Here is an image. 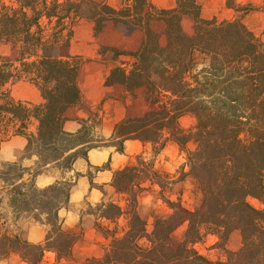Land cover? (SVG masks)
Listing matches in <instances>:
<instances>
[{
	"label": "trees",
	"instance_id": "obj_1",
	"mask_svg": "<svg viewBox=\"0 0 264 264\" xmlns=\"http://www.w3.org/2000/svg\"><path fill=\"white\" fill-rule=\"evenodd\" d=\"M183 18L192 21V34L182 29ZM80 21L92 23L94 35L110 23L144 34L135 52L100 46L95 58L118 62L106 84L121 83L132 96L141 90L150 105L117 123L108 140L97 135L95 119L83 121L76 133L63 129L65 111L81 103L77 79L89 61L63 52ZM153 21L165 23L162 33L150 28ZM17 80L34 85L43 103L14 98L8 86ZM185 116L194 119L187 129L180 125ZM15 136L26 139L22 158L36 161L33 168L19 160L0 162V260L16 255L40 264L46 252L57 262L69 259L82 234L64 229L58 211L68 206L72 182L39 189L34 178L49 166L70 171L92 148L112 146L121 153L125 141L137 140L144 150L112 176L118 199L104 194L92 213L109 243L101 257L83 264H264V208L249 203L264 205V30L257 38L240 20L204 19L197 0H176L168 10L150 0H122L120 7L109 0H0V148ZM168 144L185 154L174 174L154 166ZM187 178L196 197L192 210L181 196L164 198ZM155 186L171 213L156 217L149 232L138 199ZM29 216L49 227L42 242L21 237L18 223ZM182 222V240L169 251L167 240ZM235 231L240 245L229 250ZM208 236L217 238L213 247L222 256L216 260L193 248Z\"/></svg>",
	"mask_w": 264,
	"mask_h": 264
},
{
	"label": "crops",
	"instance_id": "obj_2",
	"mask_svg": "<svg viewBox=\"0 0 264 264\" xmlns=\"http://www.w3.org/2000/svg\"><path fill=\"white\" fill-rule=\"evenodd\" d=\"M197 1L199 3V0ZM150 2L157 8L165 10L176 7V0H150ZM199 5L201 17L209 19L203 15L201 4L199 3ZM87 23L89 25L88 33L84 38L86 45L81 48L74 47L71 52L66 53L88 58L89 61L81 66L77 79L81 103L65 111L66 120L63 129L68 133H76L81 129L83 121L91 123L95 119L100 121L99 125L95 127L97 135L104 140H108L117 123L125 118L141 116L150 109V105L144 99L141 90H137L135 95L132 96L121 83L106 84V79L118 62L116 64L101 62L95 58L98 57L100 46L135 52L141 47L144 34L137 28L118 29L110 23L100 33L94 35L93 24ZM187 25L188 28H186ZM192 25L193 23L189 18H183L181 21L182 29L187 34H192ZM150 28L156 33H162L165 29V23L163 21H153ZM25 146L26 139L15 136L2 142L0 154L6 156L4 158L9 162L21 159L25 160L27 165H32L35 163L36 158L34 161L27 158L22 159ZM141 147L139 141L127 140L124 142V150L121 153L112 146L92 148L87 151L85 158H77L73 162L70 171L55 170L54 167L49 166L44 173L34 178V183L36 187L42 189L60 180L66 179L72 182L68 195V206L64 207L67 209L61 214V208L58 211V216L62 215L64 217L62 226L65 223H68L70 227L74 226L77 222H80L77 206L84 200L97 203L103 196L100 190H113L111 186L113 173L131 163ZM69 219L70 221H68ZM41 227L43 226L41 225ZM30 228L36 232L40 231L42 235L44 233L40 226L34 228L30 224ZM36 243H39L38 240Z\"/></svg>",
	"mask_w": 264,
	"mask_h": 264
},
{
	"label": "rangeland",
	"instance_id": "obj_3",
	"mask_svg": "<svg viewBox=\"0 0 264 264\" xmlns=\"http://www.w3.org/2000/svg\"><path fill=\"white\" fill-rule=\"evenodd\" d=\"M110 2L116 7H120L122 5V0H110ZM199 3L201 4L202 13L205 17L215 20L218 23L223 21L240 20L244 26L257 38H262V33L264 30V0H199ZM88 26V23L85 21H80L75 24L73 36L70 45L68 46L70 48L64 49V54L71 52L74 47L81 48L86 45L84 43V38L88 33ZM186 28H188V25ZM8 88L10 94L16 99L29 101L35 104L43 103V99L38 89L26 81H14L8 86ZM193 124L194 119L191 116H185L180 119V125L184 129L191 127ZM189 148H191V146H189ZM143 150V147H141L136 155L141 153ZM145 155L148 159L152 157L149 147L146 148ZM4 157L6 156L1 153L0 162H9ZM35 158V156H31L27 159L34 161ZM184 160V152H180L176 145L168 144L155 157L154 166L156 169H159L162 172L174 174L176 169L181 164H183ZM19 161L20 164L25 168H33L35 165V163L32 165H27L25 160L20 159ZM132 162H134V159ZM54 169L60 170L57 167H54ZM25 178L29 179L30 175L26 174ZM158 191L159 190L156 186L152 187L150 190L144 192L138 199V211L140 216L146 221L147 230L149 232L152 230L153 222L156 217H166L171 213L166 203L163 202V200L158 195ZM100 192L103 193L102 198L105 194V199H111L114 201L118 199V197L113 193L112 189H102ZM179 196H181L183 207H185L187 210H192L196 204V197L193 193V186L189 178H187L183 183L176 184L170 192H166L164 194V198H168L171 201H176ZM249 203L255 208H264V205L260 204L255 199H249ZM95 205L96 203L84 200L76 208L78 210V219H80V222H77L71 227L68 226V223L63 224L64 229H71L76 232H81L82 234L81 238L72 247L71 257L67 260H60L57 262L55 260L54 253L46 252L40 264H83L86 258L101 257L104 254V250L108 245L109 240L105 239L95 227L96 221L94 215L92 214L94 213ZM66 209L67 208H62L61 214H63ZM58 217L63 223L64 217L62 215ZM68 221H70V219ZM30 224H32L34 228L40 226V228H42L44 231L43 235L40 231L36 232L35 230H32L30 228ZM41 225L43 227H41ZM102 225L105 226L107 223L102 222ZM18 228L21 237L31 243H36L37 240L38 242H42L46 236L47 230L49 229L47 225L35 220L32 216L22 218L18 223ZM185 228L186 223L182 222L170 235L166 243V247L169 251H173L177 248L182 240ZM216 241L217 238L215 236H208L204 242L196 243L193 248L199 254L211 260H216L222 256L220 250L213 247ZM239 245L240 235L235 231L231 234L227 242V249L236 250ZM0 264L26 263L21 261L18 256L12 255L7 259L0 260Z\"/></svg>",
	"mask_w": 264,
	"mask_h": 264
}]
</instances>
